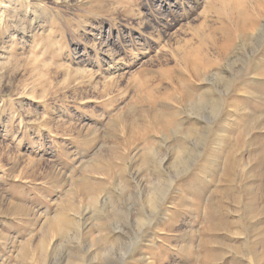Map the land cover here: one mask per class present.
<instances>
[{
	"label": "rangeland",
	"instance_id": "rangeland-1",
	"mask_svg": "<svg viewBox=\"0 0 264 264\" xmlns=\"http://www.w3.org/2000/svg\"><path fill=\"white\" fill-rule=\"evenodd\" d=\"M0 264H264V0H0Z\"/></svg>",
	"mask_w": 264,
	"mask_h": 264
},
{
	"label": "bare ground",
	"instance_id": "bare-ground-1",
	"mask_svg": "<svg viewBox=\"0 0 264 264\" xmlns=\"http://www.w3.org/2000/svg\"><path fill=\"white\" fill-rule=\"evenodd\" d=\"M163 108L165 107V105L162 106ZM191 107V105H190ZM167 108V107H166ZM193 109V108H191ZM149 112H154L156 110V108H153V106H149L148 108ZM194 111V110H193ZM92 170V169H91ZM87 182V181H86ZM81 187V186H80ZM92 187V186H91ZM90 190H92L89 185L87 186L86 184H83V191L84 193L86 194L87 192H89ZM83 193V192H82ZM83 193V194H84ZM67 219V218H66ZM70 222V221H69ZM51 224H56V225H59L60 227L61 226H64L65 224L67 225L68 224V221L65 220V218H62V215H58L53 221ZM63 228V227H62ZM66 228V227H65ZM109 236V234H108ZM109 238V237H108Z\"/></svg>",
	"mask_w": 264,
	"mask_h": 264
}]
</instances>
